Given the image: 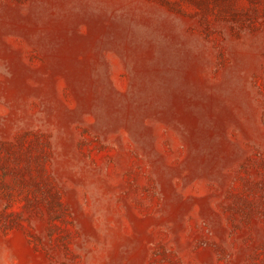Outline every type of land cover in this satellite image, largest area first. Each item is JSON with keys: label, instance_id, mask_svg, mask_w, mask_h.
<instances>
[{"label": "rangeland", "instance_id": "1", "mask_svg": "<svg viewBox=\"0 0 264 264\" xmlns=\"http://www.w3.org/2000/svg\"><path fill=\"white\" fill-rule=\"evenodd\" d=\"M0 264H264V0H0Z\"/></svg>", "mask_w": 264, "mask_h": 264}]
</instances>
